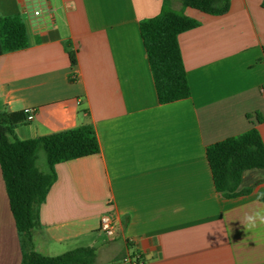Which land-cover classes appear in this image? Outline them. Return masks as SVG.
I'll list each match as a JSON object with an SVG mask.
<instances>
[{"label": "crops", "instance_id": "0c3cea01", "mask_svg": "<svg viewBox=\"0 0 264 264\" xmlns=\"http://www.w3.org/2000/svg\"><path fill=\"white\" fill-rule=\"evenodd\" d=\"M163 6L0 0V17L20 16L30 42L0 57V113L36 111L10 139L92 125L101 148L56 166L35 250L59 256L93 247L96 264L135 254L143 264H264V224H241L264 212V169L246 171L241 189L251 193L230 199L216 190L207 157L209 146L253 127L264 141L256 118L264 116V0H232L222 16L183 10L200 22L179 36L192 95L169 104L159 101L140 30ZM105 214L115 236L100 231ZM23 257L0 165V264Z\"/></svg>", "mask_w": 264, "mask_h": 264}, {"label": "trees", "instance_id": "16d2710c", "mask_svg": "<svg viewBox=\"0 0 264 264\" xmlns=\"http://www.w3.org/2000/svg\"><path fill=\"white\" fill-rule=\"evenodd\" d=\"M173 1L176 0H164L160 15L140 24L161 104L188 99L192 95L179 36L199 27L200 22L184 11L174 10ZM179 1L182 10L191 8L222 16L230 11L232 0ZM29 45L27 27L20 16L0 17V57L25 50ZM68 52L72 65H77L76 53L69 49ZM256 118L264 122L260 113ZM26 120V113H0V165L21 236L22 264H96V248L82 247L59 256H46L35 250L33 240L34 232L41 227L40 208L57 181L56 166L100 154L96 130L92 125H84L45 137L12 141L10 136L14 135V130ZM41 150L46 154L45 170L38 164ZM207 157L219 193L230 199L248 195L251 189H241L243 175L246 171L264 169V141L259 129L253 127L239 136L209 146Z\"/></svg>", "mask_w": 264, "mask_h": 264}, {"label": "built area", "instance_id": "2783aa9c", "mask_svg": "<svg viewBox=\"0 0 264 264\" xmlns=\"http://www.w3.org/2000/svg\"><path fill=\"white\" fill-rule=\"evenodd\" d=\"M262 94L264 95V87L261 89ZM27 115V120L28 121H33L36 115V111L34 109H30L28 111L25 112ZM100 231L107 235V236H115L117 233V227L116 224L113 220V218L108 215L105 214L102 216L101 218V223H100ZM144 261L141 257V255L139 254H135L133 256L127 257L124 260V264H143Z\"/></svg>", "mask_w": 264, "mask_h": 264}, {"label": "clouds", "instance_id": "9594fccd", "mask_svg": "<svg viewBox=\"0 0 264 264\" xmlns=\"http://www.w3.org/2000/svg\"><path fill=\"white\" fill-rule=\"evenodd\" d=\"M257 223L264 224V212L256 211L246 214L241 224L245 229H251L257 226Z\"/></svg>", "mask_w": 264, "mask_h": 264}, {"label": "rangeland", "instance_id": "374dc122", "mask_svg": "<svg viewBox=\"0 0 264 264\" xmlns=\"http://www.w3.org/2000/svg\"><path fill=\"white\" fill-rule=\"evenodd\" d=\"M176 2H177V6L176 7H173L172 6V8L174 9V10H176V11H179V12H182L183 10H182V7H180L181 6V2L179 1V0H176ZM38 164H39V167L41 168V169H46V154H45V152L43 151V150H41L40 152H39V161H38Z\"/></svg>", "mask_w": 264, "mask_h": 264}]
</instances>
